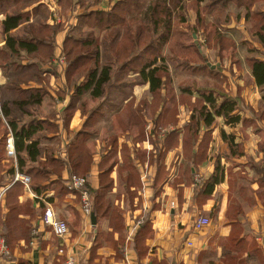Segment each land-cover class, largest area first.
Listing matches in <instances>:
<instances>
[{
    "label": "crops",
    "instance_id": "obj_1",
    "mask_svg": "<svg viewBox=\"0 0 264 264\" xmlns=\"http://www.w3.org/2000/svg\"><path fill=\"white\" fill-rule=\"evenodd\" d=\"M54 1L53 11L42 3L48 11L45 23L63 25L55 36L52 63L46 66L49 74L42 85L29 84L46 86L49 94L38 117L57 125L56 132L41 139L46 150L41 159L51 154L67 161L68 146L94 113L96 123L86 143L93 162L85 176L97 220L94 225L91 215L83 213L80 192L64 191L55 184L57 175L43 183L41 192L24 185L18 200L33 216L21 213L14 221L19 229L12 232L9 258L0 264H64L69 257H75L77 264H264V93L249 62L264 60V46L250 35L244 10L231 6L230 21L221 25L222 34L234 42L232 48L208 47L204 36L196 34L195 38L193 32L205 59H195L187 67L177 61L169 65L176 99L166 105L173 108L166 131L177 133L169 140L146 133V122L156 119L163 107V103L155 105L149 83L130 88L122 81L121 88L109 84L101 97L89 90L80 98L73 97L86 75L70 85L67 64L62 71L56 57L64 54L65 38L85 8L71 0L66 10L62 0ZM115 1L101 0L88 9L108 10ZM31 10L27 7L23 12ZM66 15H73L69 24H65ZM196 17L189 11L192 24ZM37 18L32 15L30 20ZM4 19L0 12V25ZM5 41L0 26V48ZM6 81L0 68V87ZM182 93L186 99L179 102ZM210 94L217 108L230 100L235 109L229 115H215L205 102L204 95ZM131 98L134 104L129 106ZM71 102L74 111L69 108ZM203 104L212 112L209 123L200 116ZM131 112L141 119L130 126ZM234 117L237 120H231ZM0 120L8 126L9 121ZM193 123L197 134L187 132L184 137L185 128ZM10 135L14 137L11 129ZM103 158L111 164V172H101ZM68 174L70 170L64 169L62 178ZM13 182L0 184L1 230L9 212L6 192ZM47 210L67 223L63 238L41 221ZM143 213L148 221L135 237ZM200 216L210 222L197 228Z\"/></svg>",
    "mask_w": 264,
    "mask_h": 264
},
{
    "label": "trees",
    "instance_id": "obj_2",
    "mask_svg": "<svg viewBox=\"0 0 264 264\" xmlns=\"http://www.w3.org/2000/svg\"><path fill=\"white\" fill-rule=\"evenodd\" d=\"M66 1L67 7L71 6V0ZM100 1L79 0L78 4L85 11L77 17L76 24L71 27L64 41L63 53L67 61L69 84L75 85L80 76L86 75V80L76 86L73 97L80 98L88 90L92 96L101 97L109 84L113 88H121L122 81L125 87L130 88L137 83H149L155 105L163 103L159 116L146 122V133L150 137L156 135L170 140L172 134L177 136L175 130L166 131L173 109L166 105L169 99L172 104L176 99L169 62L174 63L173 60H176L179 66L187 67L195 59H205L199 49L200 42L196 44L193 41V32L203 35L204 44L208 47L232 48L234 42L222 34L221 25L230 21L233 15L230 7L235 5L244 10L250 35L264 46V0H116L108 10L88 9L92 3ZM38 2L0 0V12L5 15L0 26L6 34V41L0 48V68L7 78L0 87L1 113L9 120V127L0 120V184L5 180L13 182L16 172H20L28 175L29 184L41 192L45 187L43 183L50 181L51 175H57L55 184L64 191H70L67 179L62 178V172L64 169L70 170L68 178L85 176L93 162L86 143L93 134L92 127L97 118L94 113L88 116L85 126L77 132L67 148V161L63 162L51 154L45 160L41 159L46 151L41 139L49 132H56L57 125L38 117L41 105L49 94L46 86L32 87L29 84L44 83L49 74L46 66L52 63L54 56L55 36L63 25H47L48 11L43 7L42 0ZM27 7H32V10L23 12ZM10 8L14 10L9 11ZM191 9L197 16L194 24L188 19ZM32 15L39 18L30 20ZM249 62L256 83L264 93V60L252 58ZM184 93L180 95L179 102L186 99ZM204 97L215 115H229L235 109L233 101L226 100L217 108L213 94ZM133 104L131 98L129 106ZM69 108L74 111L75 104L71 102ZM201 108L200 116L207 123L211 122L212 112L204 104ZM139 116L136 112L129 114L130 126L138 124ZM9 128L14 134L15 157L8 153ZM192 131L198 132L194 123L185 128L184 137ZM103 159L101 172H111V164L106 158ZM24 185L17 180L6 192L9 212L0 232L9 249L12 232L19 229V226H13L14 221L19 220L21 213L30 214L31 218L33 216L26 204L18 200ZM138 219L141 224L135 237L148 221L144 213Z\"/></svg>",
    "mask_w": 264,
    "mask_h": 264
},
{
    "label": "built area",
    "instance_id": "obj_3",
    "mask_svg": "<svg viewBox=\"0 0 264 264\" xmlns=\"http://www.w3.org/2000/svg\"><path fill=\"white\" fill-rule=\"evenodd\" d=\"M46 6L50 8V10L55 9V1L54 0H42ZM57 64L63 66L62 71L65 70V65L67 64L66 57L64 54H60V56L56 57ZM0 113H1V103H0ZM8 153L10 156L15 155L14 150V137L12 135L8 136ZM63 151L60 152L62 154ZM67 186L71 191L80 192V206L83 213L86 216H90L92 213V200L91 193L89 190L88 178L87 176L79 177V176H71L67 177ZM22 181L27 187L30 183V177L25 174L17 173L15 174L14 181ZM1 188V187H0ZM5 189V187H4ZM42 222L49 224L52 226L54 233L59 237L63 238L68 233L67 223L55 217L51 210H47L41 220ZM210 222L209 218L205 216H200L196 222L197 228L202 227ZM141 224V220H138L136 223V227ZM10 256V250L7 245L6 239L2 236L0 232V263L5 259H8ZM64 264H77V259L75 257H69Z\"/></svg>",
    "mask_w": 264,
    "mask_h": 264
},
{
    "label": "rangeland",
    "instance_id": "obj_4",
    "mask_svg": "<svg viewBox=\"0 0 264 264\" xmlns=\"http://www.w3.org/2000/svg\"><path fill=\"white\" fill-rule=\"evenodd\" d=\"M91 2H93L94 0H90ZM78 2H79V0H77V4H78ZM62 3H64V5H65V7H66V10H68L69 9V7L70 6H68L67 7V1L66 0H62ZM92 5H95V4H93L92 3ZM192 10V9H191ZM190 10V11H191ZM72 18H73V15L72 16H70V17H68L67 15H66V22H65V24H69L70 22H71V20H72ZM198 40H200V38L198 39ZM169 56V55H168ZM214 58V57H213ZM174 61V63H172V62H169V65H172V66H174L175 64H176V60H173ZM176 70V69H175ZM173 72H174V70H173ZM1 101V100H0ZM0 118H5L3 115H2V113H0ZM5 120L8 122L9 120H7L6 118H5Z\"/></svg>",
    "mask_w": 264,
    "mask_h": 264
},
{
    "label": "water",
    "instance_id": "obj_5",
    "mask_svg": "<svg viewBox=\"0 0 264 264\" xmlns=\"http://www.w3.org/2000/svg\"><path fill=\"white\" fill-rule=\"evenodd\" d=\"M193 35H194L195 38L197 37V35L195 33ZM91 219H92V223L95 225L97 218H96L94 212L91 213Z\"/></svg>",
    "mask_w": 264,
    "mask_h": 264
}]
</instances>
